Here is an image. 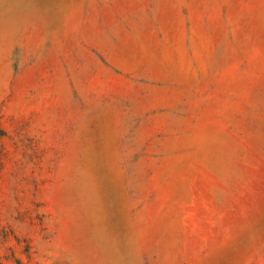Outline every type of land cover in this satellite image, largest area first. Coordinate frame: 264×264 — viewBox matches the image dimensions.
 Masks as SVG:
<instances>
[{
    "label": "rangeland",
    "instance_id": "rangeland-1",
    "mask_svg": "<svg viewBox=\"0 0 264 264\" xmlns=\"http://www.w3.org/2000/svg\"><path fill=\"white\" fill-rule=\"evenodd\" d=\"M0 264H264V0H0Z\"/></svg>",
    "mask_w": 264,
    "mask_h": 264
}]
</instances>
